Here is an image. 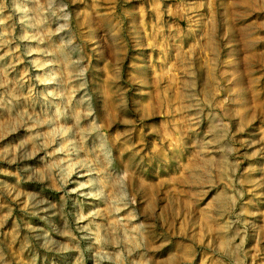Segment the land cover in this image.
<instances>
[{
	"label": "rangeland",
	"instance_id": "obj_1",
	"mask_svg": "<svg viewBox=\"0 0 264 264\" xmlns=\"http://www.w3.org/2000/svg\"><path fill=\"white\" fill-rule=\"evenodd\" d=\"M0 264H264V0H0Z\"/></svg>",
	"mask_w": 264,
	"mask_h": 264
},
{
	"label": "bare ground",
	"instance_id": "obj_2",
	"mask_svg": "<svg viewBox=\"0 0 264 264\" xmlns=\"http://www.w3.org/2000/svg\"><path fill=\"white\" fill-rule=\"evenodd\" d=\"M105 96L108 95L106 92H104Z\"/></svg>",
	"mask_w": 264,
	"mask_h": 264
}]
</instances>
